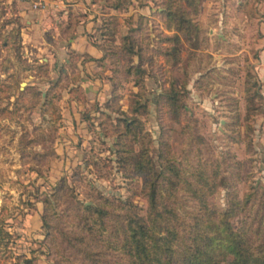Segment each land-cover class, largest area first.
Instances as JSON below:
<instances>
[{
	"label": "rangeland",
	"instance_id": "obj_1",
	"mask_svg": "<svg viewBox=\"0 0 264 264\" xmlns=\"http://www.w3.org/2000/svg\"><path fill=\"white\" fill-rule=\"evenodd\" d=\"M97 2L104 13L91 35L108 53L97 72L115 75L120 97L90 100L77 90L88 130L76 136L61 126L63 107L73 106L66 89L81 73L76 65L64 70L67 54L48 43L57 28L42 24L36 38L27 35L24 42L19 1L0 0V264H95L44 225L46 198L57 229L72 230L78 202L102 196L117 211L122 200L130 201L150 222L146 177L124 166L116 151L122 120L133 117L135 136L126 141L135 152L148 149L160 175V207L174 202L188 220L205 202L224 214L237 200L240 211L230 217L235 230L247 228L248 220L264 224V92L256 69L264 46V0H202L194 16L200 39L194 43L195 37L180 32L179 44L165 39L175 30L159 12L163 0H125L121 9L112 8V0ZM104 22L116 39L103 35ZM175 45L178 54L165 53ZM135 66L144 71L125 72ZM67 135L71 142H64ZM167 161L180 170L176 201L168 199ZM101 250L100 264H128L121 249L104 243Z\"/></svg>",
	"mask_w": 264,
	"mask_h": 264
},
{
	"label": "trees",
	"instance_id": "obj_2",
	"mask_svg": "<svg viewBox=\"0 0 264 264\" xmlns=\"http://www.w3.org/2000/svg\"><path fill=\"white\" fill-rule=\"evenodd\" d=\"M201 1L163 0L159 12L166 26L175 30L165 36L167 41L181 43L182 32L188 37H195L194 43H197L201 37V27L194 21V16L200 11ZM124 3L125 0H112L111 6L121 9ZM108 18L119 19L114 13H110ZM108 24L104 22L100 26L103 35L113 34V39H116L114 29ZM126 37L125 35L124 38ZM95 43L103 49V59H106L107 45L103 41ZM178 49L175 45L165 53L178 54ZM129 51L133 52L134 49L129 48ZM126 69L125 72L129 74L131 70L140 74L144 71L141 66ZM114 78V74L110 75L113 80L112 93L119 99L120 95L116 94V91L120 81H115ZM60 79L54 81L55 86L59 84ZM140 83L141 80H136V84ZM48 95L46 92V98ZM109 101H106V105H110ZM122 111L126 113L125 110ZM122 121H125V128L118 131L116 151L124 166L132 165L136 172L146 177L143 190L149 201L150 222L133 210L130 201L122 200L123 210L117 211L110 198L102 196L92 203L78 202L76 215L74 214L77 219L74 218L75 227L72 230L57 229V226L49 222L51 201L46 198L43 200L45 212L42 217L47 229L52 227L58 231L76 248L77 254L95 264H100L104 257H98L104 243L108 244L110 249H121V254L128 264H222L224 261L226 264H264V224L261 219L257 226H253L252 221L248 220V227L242 231L235 230L230 222V217L240 211L239 201L234 200L235 206H230L224 214L210 208L205 202L203 207L199 208L200 212L192 213L188 220L180 216L174 202L168 201L162 207L159 206L160 175L154 172L148 149L142 148L135 152L126 141L131 133L135 136L137 118ZM166 167L171 169L167 176L168 199L176 201V175H179L180 170L170 161H167ZM53 196L56 199L57 192L53 193ZM259 213L257 209L252 215ZM255 219L258 220L257 217L253 220ZM153 226L164 231V234L156 233ZM229 255L232 256L231 259H228Z\"/></svg>",
	"mask_w": 264,
	"mask_h": 264
},
{
	"label": "crops",
	"instance_id": "obj_3",
	"mask_svg": "<svg viewBox=\"0 0 264 264\" xmlns=\"http://www.w3.org/2000/svg\"><path fill=\"white\" fill-rule=\"evenodd\" d=\"M18 1L16 14L25 23L21 27L23 41L25 42L27 35L36 38L35 34L39 33L37 30L42 24L48 27L55 26L57 30L53 33L54 39L48 43L51 45L55 43L61 54L64 51L67 54L61 58L66 67L63 68L64 70L69 65H76L81 73L79 78L71 80V86L66 89L67 94L72 95L73 106L63 107L65 123L61 126L64 129H73L77 136L78 131L87 129V122L83 118L82 110L85 103L77 98L76 91L81 90L82 96L90 100H99L112 94L109 69H106L105 74L102 71L97 72V69H103L104 51L95 43L91 35L97 30L104 12L97 9V0H47L45 9H34L28 1ZM69 52H73L77 57H72ZM256 69L264 92V46L260 50ZM84 73L88 74L83 76ZM74 119H77V125ZM65 141L71 142L69 135L64 137Z\"/></svg>",
	"mask_w": 264,
	"mask_h": 264
},
{
	"label": "built area",
	"instance_id": "obj_4",
	"mask_svg": "<svg viewBox=\"0 0 264 264\" xmlns=\"http://www.w3.org/2000/svg\"><path fill=\"white\" fill-rule=\"evenodd\" d=\"M28 1L34 9H45L47 7V0H23Z\"/></svg>",
	"mask_w": 264,
	"mask_h": 264
}]
</instances>
